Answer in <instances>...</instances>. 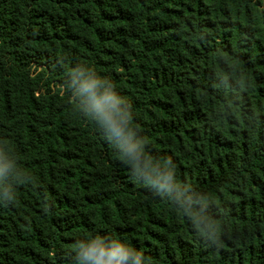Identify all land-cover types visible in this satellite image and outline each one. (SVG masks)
I'll use <instances>...</instances> for the list:
<instances>
[{
	"label": "trees",
	"instance_id": "1",
	"mask_svg": "<svg viewBox=\"0 0 264 264\" xmlns=\"http://www.w3.org/2000/svg\"><path fill=\"white\" fill-rule=\"evenodd\" d=\"M81 61L132 102L178 182L211 197L218 242L73 110L62 87ZM0 140L28 174L0 206V264H72L108 228L151 264H264V0H0Z\"/></svg>",
	"mask_w": 264,
	"mask_h": 264
},
{
	"label": "clouds",
	"instance_id": "2",
	"mask_svg": "<svg viewBox=\"0 0 264 264\" xmlns=\"http://www.w3.org/2000/svg\"><path fill=\"white\" fill-rule=\"evenodd\" d=\"M231 80L228 81L230 83ZM62 90L73 110L93 125L103 140L128 166L132 180L167 199L184 214L196 232L218 242L219 223L211 214V197L191 184L181 185L170 156L153 154L134 122L132 102L121 95L110 76L89 62H74L66 70ZM14 148L0 140V206L16 199L17 187L27 181ZM72 264H151L144 252L115 230H93L75 243Z\"/></svg>",
	"mask_w": 264,
	"mask_h": 264
}]
</instances>
